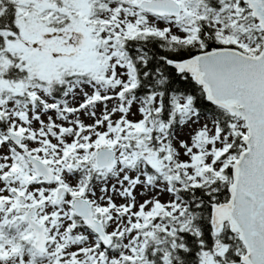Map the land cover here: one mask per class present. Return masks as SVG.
I'll return each instance as SVG.
<instances>
[{
    "label": "snow or ice",
    "instance_id": "obj_1",
    "mask_svg": "<svg viewBox=\"0 0 264 264\" xmlns=\"http://www.w3.org/2000/svg\"><path fill=\"white\" fill-rule=\"evenodd\" d=\"M0 264H264V0H0Z\"/></svg>",
    "mask_w": 264,
    "mask_h": 264
}]
</instances>
